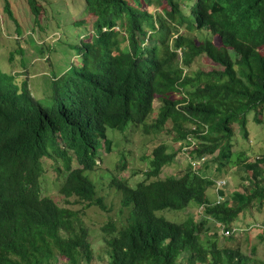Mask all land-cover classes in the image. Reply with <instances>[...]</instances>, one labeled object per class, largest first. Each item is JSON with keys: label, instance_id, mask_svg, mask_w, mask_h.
Masks as SVG:
<instances>
[{"label": "trees", "instance_id": "obj_1", "mask_svg": "<svg viewBox=\"0 0 264 264\" xmlns=\"http://www.w3.org/2000/svg\"><path fill=\"white\" fill-rule=\"evenodd\" d=\"M26 2L38 15V0ZM84 2L95 17L94 36L81 42L78 64L53 78L44 102L27 81L17 83L0 70V264L92 263L83 216L91 206L110 210L109 195L93 173L100 142L110 147L107 128L123 131L131 123L161 130L171 123L176 141L187 134L197 138L189 151L193 159L206 157L220 171L233 160V124L246 137L248 111L261 123L264 0ZM3 3L11 16L9 1ZM201 55L217 67L188 74ZM156 97L161 101L156 117L145 124ZM185 123L192 128L184 129ZM50 151L64 160L67 174L58 192L69 205L42 194L41 159L51 157ZM175 156L166 144L156 146L145 180L135 186L109 177L105 187L120 197L119 212L126 216L100 227L106 264H223V258L241 264L239 246L226 244L236 233L222 235L221 248L202 234L210 219L231 229L254 202L263 207L264 162L240 161L251 172L247 189L213 204L206 192L218 177L200 174L189 163L179 176H160ZM75 204L79 207L70 206ZM190 204L203 209L199 220L188 216L178 223L157 214Z\"/></svg>", "mask_w": 264, "mask_h": 264}, {"label": "rangeland", "instance_id": "obj_2", "mask_svg": "<svg viewBox=\"0 0 264 264\" xmlns=\"http://www.w3.org/2000/svg\"><path fill=\"white\" fill-rule=\"evenodd\" d=\"M3 1L0 0V70L12 75L17 83L27 81L33 96L44 102L50 94L53 78L78 64L81 42L92 40L94 36L92 24L95 17L86 10L84 0H38L40 6L38 15L31 12L26 0H8L11 16L4 11ZM214 42H217L216 37ZM215 67L217 66L211 60L201 55L186 72L188 74L198 70L205 72ZM181 96L179 93L173 95V98ZM160 103V99L156 97L153 101L154 111L145 124L154 121ZM257 110L260 111L261 123L253 119L254 110L246 113V137L242 135L238 124H233L234 135L231 139L233 160L230 163L218 171L217 164L206 158L196 170L211 178H225L226 183L222 189L227 194L226 197H230L234 191L242 192L247 189L246 184L251 179V172L246 171L240 161L245 159L246 162H252L257 160L258 156L264 162V106L257 107ZM183 128L189 129L192 125L185 123ZM174 131L171 123L165 124L161 130L144 129L143 126L136 127L131 123L123 131L107 128L110 147L109 150L105 149L100 142L97 149L99 165L93 173L96 175L97 185L101 184L103 187L102 193L109 195L107 203L110 210L106 212L91 206L84 208L83 216L93 249L91 264H106V255L101 251V225L109 219L119 222L126 216L125 211L119 212L120 197L113 189L108 190L105 187L109 177H120L131 186L145 180L147 158L159 144H166L169 151L176 152L173 162L163 166L161 177L179 176L186 170L188 160L177 150L179 141L175 140ZM50 153L51 157L41 159L45 177L42 194L51 197L62 206L69 205L58 192L63 177L67 174L64 160L55 151ZM74 166L75 163L72 164V167ZM214 190L211 186L206 192L210 201L214 199ZM70 206L79 207L77 204ZM261 207L254 202L248 210L237 217L233 227L237 229L238 236L232 238L229 243L222 238V227L212 219L209 220L205 236L202 234L203 239H214L218 248L225 243L239 246L243 255L240 259L241 264H264V205ZM202 211L203 209L198 206L190 204L185 209L157 211V214L180 223L188 216L199 220L203 215ZM221 261L228 264L226 258Z\"/></svg>", "mask_w": 264, "mask_h": 264}, {"label": "clouds", "instance_id": "obj_3", "mask_svg": "<svg viewBox=\"0 0 264 264\" xmlns=\"http://www.w3.org/2000/svg\"><path fill=\"white\" fill-rule=\"evenodd\" d=\"M153 101H154V100H153ZM204 132H205V130H204L203 132H201V133H204ZM188 138H189L190 140H188ZM191 141H193L194 144H192V147L190 148V146H191V144H190ZM196 145H197V138H195V137L192 136L191 134H187V135L185 136L184 139H182V140L179 141V143H178V147H177V150L179 151V153L185 155V157H186L187 160H188V163L191 164V167H192V169H193L194 171H196L195 166H196L197 164H198V165L202 164V163L205 161V159H206V157H205V159H204L203 161H200V159L197 160V159H193V158L191 157L189 151H191L192 149H194ZM184 148H185V149H184ZM256 159H259V157L257 156ZM193 162H196V165H195V166L192 165ZM218 178H223V177H218ZM216 179H217V178H216ZM224 179H225V178H224ZM214 180H215V179H214ZM214 180H213V185H212L213 188H214ZM221 193L224 194V199H225L226 196H227V194H226L224 191L221 192ZM222 201H223V200H222ZM222 201H221V202H222ZM221 202H220V203H221ZM212 203H213V204H217V202H215V192H214V199H213ZM199 208H201V207H199ZM220 227H222V229H221V233H222V235H224V233H223V231H224L223 226L220 225ZM232 227H233V226H232ZM224 236H226V235H224ZM59 264H62V263L59 262Z\"/></svg>", "mask_w": 264, "mask_h": 264}, {"label": "built area", "instance_id": "obj_4", "mask_svg": "<svg viewBox=\"0 0 264 264\" xmlns=\"http://www.w3.org/2000/svg\"><path fill=\"white\" fill-rule=\"evenodd\" d=\"M188 140H190L188 138ZM191 146L190 148L192 147V144H194L193 141H191ZM185 149V148H184ZM205 158H200V161H203ZM193 166L196 165V162H193L192 163ZM225 183H226V180L224 178H217L214 180V192H215V202L217 203H220L223 199H224V194L221 193L220 191L223 190L222 188L225 186ZM237 232V229L232 227L231 229H226L223 231L224 235H230V234H233V233H236Z\"/></svg>", "mask_w": 264, "mask_h": 264}]
</instances>
